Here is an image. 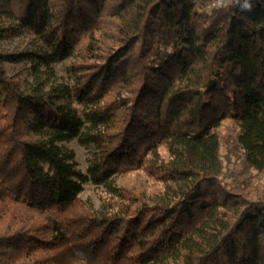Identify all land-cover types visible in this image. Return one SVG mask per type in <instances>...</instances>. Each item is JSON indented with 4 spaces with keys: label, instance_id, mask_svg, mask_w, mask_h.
<instances>
[{
    "label": "trees",
    "instance_id": "16d2710c",
    "mask_svg": "<svg viewBox=\"0 0 264 264\" xmlns=\"http://www.w3.org/2000/svg\"><path fill=\"white\" fill-rule=\"evenodd\" d=\"M247 2L0 0V41L41 44L0 50V264H264V0Z\"/></svg>",
    "mask_w": 264,
    "mask_h": 264
},
{
    "label": "rangeland",
    "instance_id": "374dc122",
    "mask_svg": "<svg viewBox=\"0 0 264 264\" xmlns=\"http://www.w3.org/2000/svg\"><path fill=\"white\" fill-rule=\"evenodd\" d=\"M40 47L41 44L36 42L35 37L27 32H24L19 36L8 37L0 41V50L10 55H18L25 51L36 50ZM70 63H72V61H70ZM3 66L7 75L13 78L20 85L30 81L29 72L27 69L28 63L9 62L4 63ZM67 67L68 62H61L53 65L55 80L57 83H64L68 81L66 70ZM61 146L73 151L78 170L82 173H85L89 151L80 146L76 140L62 143ZM100 193H103V189L101 187H95L92 184H86L84 185L83 191L79 197L84 203L91 206L94 210L99 211L101 207Z\"/></svg>",
    "mask_w": 264,
    "mask_h": 264
},
{
    "label": "clouds",
    "instance_id": "9594fccd",
    "mask_svg": "<svg viewBox=\"0 0 264 264\" xmlns=\"http://www.w3.org/2000/svg\"><path fill=\"white\" fill-rule=\"evenodd\" d=\"M242 8L250 10L251 9V5L247 2V0H245V3L242 5Z\"/></svg>",
    "mask_w": 264,
    "mask_h": 264
}]
</instances>
